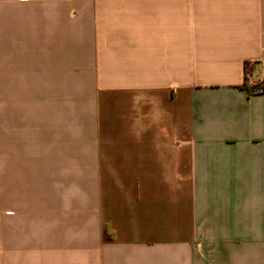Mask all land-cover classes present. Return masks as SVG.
Returning <instances> with one entry per match:
<instances>
[{
  "label": "crops",
  "instance_id": "0c3cea01",
  "mask_svg": "<svg viewBox=\"0 0 264 264\" xmlns=\"http://www.w3.org/2000/svg\"><path fill=\"white\" fill-rule=\"evenodd\" d=\"M264 0H0V264H264Z\"/></svg>",
  "mask_w": 264,
  "mask_h": 264
},
{
  "label": "built area",
  "instance_id": "2783aa9c",
  "mask_svg": "<svg viewBox=\"0 0 264 264\" xmlns=\"http://www.w3.org/2000/svg\"><path fill=\"white\" fill-rule=\"evenodd\" d=\"M252 85L255 87V93H261L264 91V84L262 82H253Z\"/></svg>",
  "mask_w": 264,
  "mask_h": 264
},
{
  "label": "trees",
  "instance_id": "16d2710c",
  "mask_svg": "<svg viewBox=\"0 0 264 264\" xmlns=\"http://www.w3.org/2000/svg\"><path fill=\"white\" fill-rule=\"evenodd\" d=\"M245 88L247 89V91L249 92V94H253L255 93V87L252 85V84H248L246 83L245 84Z\"/></svg>",
  "mask_w": 264,
  "mask_h": 264
}]
</instances>
